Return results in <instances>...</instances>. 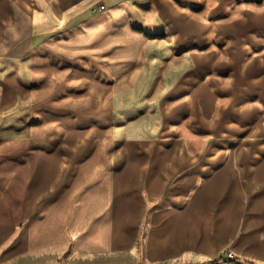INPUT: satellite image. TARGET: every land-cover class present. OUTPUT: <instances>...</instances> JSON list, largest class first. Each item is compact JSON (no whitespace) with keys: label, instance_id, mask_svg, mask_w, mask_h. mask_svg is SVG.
Wrapping results in <instances>:
<instances>
[{"label":"crops","instance_id":"crops-1","mask_svg":"<svg viewBox=\"0 0 264 264\" xmlns=\"http://www.w3.org/2000/svg\"><path fill=\"white\" fill-rule=\"evenodd\" d=\"M257 2L0 0V264H264Z\"/></svg>","mask_w":264,"mask_h":264},{"label":"rangeland","instance_id":"rangeland-1","mask_svg":"<svg viewBox=\"0 0 264 264\" xmlns=\"http://www.w3.org/2000/svg\"><path fill=\"white\" fill-rule=\"evenodd\" d=\"M258 3V2H257ZM264 3H261V2H259L256 6H257V9H262V8H264V5H263ZM224 19H228V17H225ZM257 103V111H258V113H257V122H258V124H260V122H262V121H264V117L263 118H260V114H261V112L262 111H264V103L262 102V103H259V102H256ZM242 105L244 106L245 104H243L242 103ZM242 106V107H243ZM117 123L118 124H120V122L119 121H117ZM244 132V130H242V132H241V134H240V136L241 137H243V136H245L246 134L245 133H243ZM246 136H249V135H246ZM233 137V138H232ZM231 137V139L230 140H233V142H239V141H242L243 139H241V137H240V139L239 138H237V133L236 134H234L233 136ZM229 138V137H228ZM252 140V139H251ZM244 141H249V139H248V137L244 140ZM252 141H255V142H259V141H264V139H263V136L261 135V137L258 135L257 137H256V139H253ZM227 252H231V251H226L225 252V257L227 258ZM232 253V252H231ZM232 255H233V253H232ZM233 257H234V255H233ZM228 259V258H227ZM228 260H230V259H228ZM232 261L233 260H235V257L233 258V259H231ZM65 264H68V263H65Z\"/></svg>","mask_w":264,"mask_h":264},{"label":"built area","instance_id":"built-area-1","mask_svg":"<svg viewBox=\"0 0 264 264\" xmlns=\"http://www.w3.org/2000/svg\"><path fill=\"white\" fill-rule=\"evenodd\" d=\"M104 7V5H100L99 9L102 10ZM227 258L230 260L234 258L231 252H227Z\"/></svg>","mask_w":264,"mask_h":264},{"label":"trees","instance_id":"trees-1","mask_svg":"<svg viewBox=\"0 0 264 264\" xmlns=\"http://www.w3.org/2000/svg\"><path fill=\"white\" fill-rule=\"evenodd\" d=\"M215 262H212L211 264H214Z\"/></svg>","mask_w":264,"mask_h":264}]
</instances>
